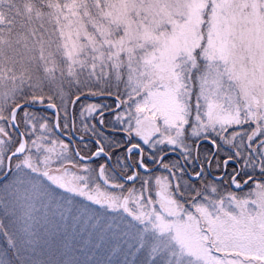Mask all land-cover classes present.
Wrapping results in <instances>:
<instances>
[{
    "label": "snow or ice",
    "instance_id": "obj_1",
    "mask_svg": "<svg viewBox=\"0 0 264 264\" xmlns=\"http://www.w3.org/2000/svg\"><path fill=\"white\" fill-rule=\"evenodd\" d=\"M0 264H264V0H0Z\"/></svg>",
    "mask_w": 264,
    "mask_h": 264
}]
</instances>
